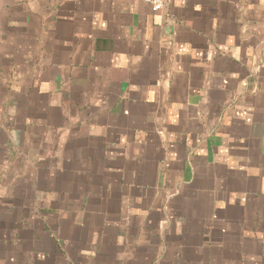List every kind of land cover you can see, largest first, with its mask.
Returning <instances> with one entry per match:
<instances>
[{"label":"crops","instance_id":"obj_1","mask_svg":"<svg viewBox=\"0 0 264 264\" xmlns=\"http://www.w3.org/2000/svg\"><path fill=\"white\" fill-rule=\"evenodd\" d=\"M0 264H264V0H0Z\"/></svg>","mask_w":264,"mask_h":264},{"label":"built area","instance_id":"obj_2","mask_svg":"<svg viewBox=\"0 0 264 264\" xmlns=\"http://www.w3.org/2000/svg\"><path fill=\"white\" fill-rule=\"evenodd\" d=\"M147 2L153 10H158L164 6V0H143Z\"/></svg>","mask_w":264,"mask_h":264}]
</instances>
